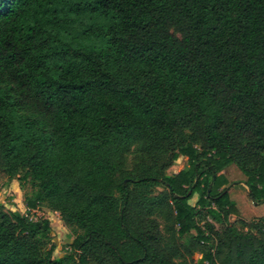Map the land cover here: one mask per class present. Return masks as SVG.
I'll return each mask as SVG.
<instances>
[{"label":"trees","instance_id":"obj_1","mask_svg":"<svg viewBox=\"0 0 264 264\" xmlns=\"http://www.w3.org/2000/svg\"><path fill=\"white\" fill-rule=\"evenodd\" d=\"M230 164L264 203V0H0V264H264Z\"/></svg>","mask_w":264,"mask_h":264},{"label":"rangeland","instance_id":"obj_2","mask_svg":"<svg viewBox=\"0 0 264 264\" xmlns=\"http://www.w3.org/2000/svg\"><path fill=\"white\" fill-rule=\"evenodd\" d=\"M186 166V158L180 157L176 160L168 169L167 173L176 172ZM223 176L226 178V184H230V196L235 202L239 211L238 217L235 215L229 216V222L234 223L238 228L242 229V224L237 220L249 221L252 219H259L264 217V203L254 204L247 194V191L241 181L245 179V176L241 171L237 169L234 164H230L223 171ZM32 187L30 183H21L16 178L8 180L5 176L0 175V209L17 210L21 213L26 211L25 196L30 195ZM197 196L189 200L191 204H194ZM30 216L33 218L43 217L49 220L52 232V243L55 245L53 251V257H58L65 251L69 250V243L71 242L74 233L68 228L58 212L50 210L46 205H39L36 209L30 211ZM215 228H219V224L212 221ZM161 222V227H162ZM199 254H195V258H198Z\"/></svg>","mask_w":264,"mask_h":264}]
</instances>
